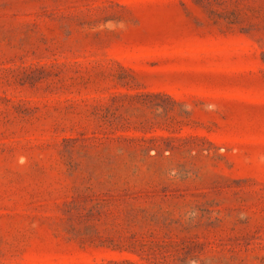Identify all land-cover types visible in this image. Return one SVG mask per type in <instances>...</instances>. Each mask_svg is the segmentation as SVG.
<instances>
[{
  "label": "rangeland",
  "instance_id": "rangeland-1",
  "mask_svg": "<svg viewBox=\"0 0 264 264\" xmlns=\"http://www.w3.org/2000/svg\"><path fill=\"white\" fill-rule=\"evenodd\" d=\"M0 264H264V0H0Z\"/></svg>",
  "mask_w": 264,
  "mask_h": 264
}]
</instances>
